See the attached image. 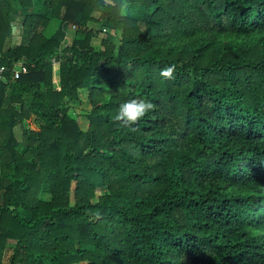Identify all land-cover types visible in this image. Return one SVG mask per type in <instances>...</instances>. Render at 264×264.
<instances>
[{
  "label": "trees",
  "instance_id": "1",
  "mask_svg": "<svg viewBox=\"0 0 264 264\" xmlns=\"http://www.w3.org/2000/svg\"><path fill=\"white\" fill-rule=\"evenodd\" d=\"M0 65V264H264V0H0Z\"/></svg>",
  "mask_w": 264,
  "mask_h": 264
},
{
  "label": "clouds",
  "instance_id": "2",
  "mask_svg": "<svg viewBox=\"0 0 264 264\" xmlns=\"http://www.w3.org/2000/svg\"><path fill=\"white\" fill-rule=\"evenodd\" d=\"M172 71V68H166L161 74L165 77H171ZM153 107L154 105L150 100L132 99L119 105L114 119L126 126H135Z\"/></svg>",
  "mask_w": 264,
  "mask_h": 264
},
{
  "label": "rangeland",
  "instance_id": "3",
  "mask_svg": "<svg viewBox=\"0 0 264 264\" xmlns=\"http://www.w3.org/2000/svg\"><path fill=\"white\" fill-rule=\"evenodd\" d=\"M103 35L105 36L107 33L106 32H110L111 30H110V28H104L103 29ZM19 32V31H18ZM69 32H71L72 34L73 33H75V30H74V28H71L70 29V31ZM112 32V34L113 33H115V35H117L118 33L117 32H115L114 30H112L111 31ZM121 34V33H120ZM102 35V36H103ZM121 38V35H119L118 36V40H117V42H119L120 43V41H119V39ZM72 40H70V42H71ZM95 42H94V44L95 45H100V43H101V39H96V40H94ZM59 67H58V65H56L55 66V74H56V77H57V79H56V81L57 82H59V80H58V74H59V69H58ZM87 96H88V92H86V91H82V97L84 98V99H87ZM81 124H82V126L85 128V126H87V123H86V121H85V119H81ZM21 133H22V130H21V128H18L17 129V135L19 136V137H21ZM12 249V248H11ZM11 249H8L7 251H6V254H5V260H8V258L10 257V255H11ZM84 264H86V263H84Z\"/></svg>",
  "mask_w": 264,
  "mask_h": 264
},
{
  "label": "built area",
  "instance_id": "4",
  "mask_svg": "<svg viewBox=\"0 0 264 264\" xmlns=\"http://www.w3.org/2000/svg\"><path fill=\"white\" fill-rule=\"evenodd\" d=\"M22 65L21 63L16 64L15 67H13L11 72V78L18 79L22 74ZM9 72L8 67L6 65H0V80H7V73Z\"/></svg>",
  "mask_w": 264,
  "mask_h": 264
}]
</instances>
